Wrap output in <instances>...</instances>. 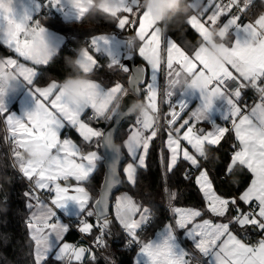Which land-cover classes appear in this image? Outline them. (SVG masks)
I'll list each match as a JSON object with an SVG mask.
<instances>
[{"label": "snow or ice", "instance_id": "1", "mask_svg": "<svg viewBox=\"0 0 264 264\" xmlns=\"http://www.w3.org/2000/svg\"><path fill=\"white\" fill-rule=\"evenodd\" d=\"M29 2L19 0L17 4V0H0V40L33 65H48L56 49L45 27L33 19L28 8ZM64 2L67 3V0ZM61 3L62 0H46L41 5L36 0L35 9L38 12L42 7L50 5L55 8ZM201 3L204 0L187 2L193 13L187 17L186 24L201 39V44L195 50L189 54L174 39L166 38L163 41L167 75L170 78L165 95L171 98L176 94L174 90L179 89L181 99L178 102L171 101L165 143L168 156L165 158L162 152L161 159L162 162L166 160L167 173H171L180 162H186L199 172L195 183L203 195L205 209L172 207L174 223H166L152 239L142 241L138 230L148 225L152 217L151 208L128 194L118 197L114 205L115 219L129 238L126 243L139 246L134 264H192L193 254L187 250L181 237L191 241L192 247L206 264H264V238L250 244L237 231L251 228L264 233V14L245 23L241 22V17L249 0H228L226 4L207 0L197 14ZM112 5L109 12L114 17L115 28L130 33L133 28L136 29L134 35H129L136 38L135 47L129 51V41L122 38L119 47L125 54L121 56L113 50L114 34L96 35L90 44L96 54L107 57L108 69L128 74L127 87L116 82L105 88L100 82L91 79L90 74L102 65L88 49L80 60V68L87 79L76 90L78 98L73 100L68 99L69 93L57 81L36 87L35 68L17 65V61L11 58L0 61V75L8 74L14 77L13 83L25 87L17 75L5 71V68L19 67L18 76L26 82L28 87L25 88L34 101V107L25 111L23 117H17L7 111L4 102L5 97L13 93L0 90V116L4 117L7 132L3 141L9 147L8 154L13 166L32 185V189L26 191L24 196L26 207L30 210L27 228L34 242V264H42L50 256L57 261L67 258L68 264H72L73 260L81 261L86 252L92 261L96 260L94 250L107 248L105 236L110 235L112 221L107 215L109 194L111 188L121 183L118 165L122 159V147L132 161L126 164L123 172L127 182L135 186L137 170L146 167L151 143L160 131L158 117L153 114L158 112L157 74L162 63L164 32L154 23L151 13L143 6V0H112ZM71 9L77 14V19H82V9ZM209 9L211 12L205 17ZM221 16H228L222 24ZM213 28L218 29L221 36L228 38L231 34L233 37L230 45H220L223 58L215 63L210 62L206 55L210 46H215L208 38ZM29 30L34 37H41L39 48L33 47L34 41L26 38ZM134 49L145 59L148 69L136 67L133 70L123 63L124 59L131 58ZM181 73L190 81L188 91L181 83ZM141 85L146 107L142 119L137 117L135 121L140 127L134 125L131 134L117 148L115 141L118 132L113 122L130 115L127 112L128 105L139 96ZM249 88L258 95L251 106L244 101L245 90ZM196 93H199L198 105L191 111L189 118L183 119L177 126L180 113L189 108V98ZM118 100L124 101L123 107L119 105V110ZM217 101H222L223 119L231 123V128L218 126L211 118ZM177 108L180 112L176 111ZM89 109L92 113L89 120H103L110 127L104 130L86 123L82 116ZM204 121L211 123L212 131L196 128V123ZM66 125L78 131L83 142L90 146L89 150L85 151L71 138L61 139V131ZM229 134L234 135L238 143L233 145L235 150L225 173L231 175L239 165L252 176L249 186L238 197L219 194L210 179L209 170L202 165V161L210 162L213 159V149L218 148ZM29 143L43 145L48 153L47 158H26L24 147ZM101 148L103 153L99 151ZM102 158L108 165L107 174L99 198L89 207L92 196L83 185L97 170ZM70 178L76 182L75 186H62L58 182ZM184 178L190 177L185 173ZM165 191L171 205L177 193L167 188ZM41 192L52 194L47 202L41 199ZM241 204L249 207L242 209ZM58 211L67 218L77 220L78 230L82 234L93 236L94 229L98 232L89 248L62 242L69 225L61 221ZM205 212L225 218L226 222L202 219ZM94 216L95 222H89L87 218ZM177 229L182 230L181 235L177 234ZM105 259L109 264H115L113 258Z\"/></svg>", "mask_w": 264, "mask_h": 264}, {"label": "trees", "instance_id": "2", "mask_svg": "<svg viewBox=\"0 0 264 264\" xmlns=\"http://www.w3.org/2000/svg\"><path fill=\"white\" fill-rule=\"evenodd\" d=\"M188 2V0H187ZM147 0H143V6ZM254 3L258 4L256 0L250 5L252 8ZM257 9L260 6L257 5ZM190 10L189 14H192ZM45 24L50 25L67 35L66 42L56 51L53 59L48 65H36L38 68V75L34 81V85L43 86L51 81L61 82L67 75L78 74V69H74L66 65V58L75 57L77 49L84 47L90 43V38L99 33H114L119 32L115 28V21L110 16H106L103 12L97 11L95 7L90 12L86 13L82 19L64 21L59 14L53 13L45 18ZM165 31L180 45L190 44V49L198 45L197 41H201L198 33L192 29L186 22L181 23L178 18H173L171 21L164 20ZM128 37L127 30L119 32ZM230 39L232 35L230 34ZM231 43V40L229 41ZM139 41L137 40V46ZM14 55V51L7 45L0 41V59L6 56ZM136 61L143 60L138 56L136 51ZM70 63V61H69ZM145 64V63H144ZM90 74V77L100 80L105 86H111L118 81H122L127 87L128 74L115 70L112 72L107 68L106 64L101 63ZM146 65V64H145ZM147 68V66H146ZM148 69V68H147ZM81 75H85L83 72ZM168 88V87H167ZM167 90V89H166ZM142 97L145 96L142 87ZM249 96L253 98L251 91H246L244 97ZM143 99V98H142ZM250 101V100H248ZM120 100L116 103L119 106ZM118 109V108H117ZM139 115V112L138 114ZM137 117V116H136ZM135 117V118H136ZM126 120L118 131L117 142L121 143L129 133L128 124L135 120ZM2 116H0V264H34L33 249L34 242L30 239V233L27 228L25 219L29 215V209L26 207V198L24 193L26 191V183L19 175L17 169L13 166V160L9 153L8 145L3 141L5 133L2 129ZM98 121L95 125L99 127ZM100 128V127H99ZM166 128L164 127L160 133L159 140L155 138L150 146L147 156L146 167L137 170V183L135 186L130 185L123 172V165L121 167V174L123 177V187L121 190H126L136 201L145 206H149L152 210V217L149 224L138 230V234L153 235L171 218L172 211L167 208L166 193L164 188L174 191L178 194L174 204L177 206L205 208V201L199 187L195 183V178L190 173H187L188 164L186 162L178 163L177 167L171 172L163 171V164L159 157V148L162 147L161 141L166 136ZM236 143L232 134H229L221 142L218 148L213 149V159L208 162L215 170V174H211L214 182V187L222 191L224 194H237L244 188L249 180L251 174L246 168L239 165L236 166L231 175L225 173V169L230 162V151ZM125 151V149L123 148ZM163 155L166 158L167 152L164 148ZM126 153V152H125ZM127 155V154H126ZM129 160L127 155L126 161ZM103 158L98 163L97 170L90 177L85 184L92 194V201L98 195V188L100 186L103 175ZM185 173L189 175V179H185ZM235 192V193H234ZM116 195V194H115ZM114 195V198H115ZM113 198V200H114ZM173 207V206H172ZM92 222H95V217H90ZM108 219L112 221L110 235L105 236L107 248L95 251L96 260L92 261L88 258L86 264H109L105 257H111L115 260V264H134L135 251L138 245L132 249L127 248L126 242L129 239L118 222L115 219V211L112 209ZM256 238V233L249 228L243 237L247 239L249 232ZM247 233V234H246ZM98 232L94 229V235ZM94 235L91 236L94 238ZM65 239L70 242L79 241V235L74 230H69ZM148 240L144 238L143 241ZM42 264H66V260H55L51 256Z\"/></svg>", "mask_w": 264, "mask_h": 264}, {"label": "crops", "instance_id": "3", "mask_svg": "<svg viewBox=\"0 0 264 264\" xmlns=\"http://www.w3.org/2000/svg\"><path fill=\"white\" fill-rule=\"evenodd\" d=\"M256 0H249V7L250 5L253 4V2H255ZM258 1V4L257 3H254L255 6H253L252 8H250L251 10V13H252V19L249 20V21H243V22H252L254 21L256 18H258L260 15L264 14V0H257ZM19 0H17V4H18ZM218 2V0H217ZM35 3H36V0H30L29 4H28V8H29V12L32 14V17L34 15L36 11L35 9ZM39 3L41 4V0H39ZM206 3V0H204V3H201L200 4V8L196 10V13L198 14L204 7V4ZM257 5L260 6V9L258 10L257 9ZM61 8L63 10H61ZM49 9L53 11V13H56V14H59L60 15V18L64 21H72V20H78L77 19V14L71 9V7L66 3L64 2V0H62V3L60 6H57L55 8H52L50 5H49ZM106 11H109V9H106ZM211 12V9H209V12L208 13H205V17L206 15L210 14ZM228 19V16H221L220 18V23L222 24L223 22H226V20ZM46 21V20H44ZM154 21V20H153ZM155 24H157L156 21H154ZM43 27H45V29L47 30V33L48 35L50 36V38L52 39V42H53V46L55 47L56 51L66 42V39H67V35L65 33H63L62 31L50 26V25H42ZM160 28L163 29L164 28V21L163 23H161L160 25ZM135 28H134V32H135ZM121 32V31H119ZM119 32H114V33H99V34H114L115 36V39L113 40V50L114 51H118L120 53L121 56L124 55V52H123V49L119 47V41L122 39V38H125L127 40V36L119 33ZM99 34H95L93 35L91 38H90V41L91 39L96 36V35H99ZM25 38L23 33L21 34V39ZM166 38H172L170 35H168L166 32H164V37L162 38V44H161V56H162V63H161V67H160V70L157 74L158 76V80H157V84H158V99H157V104H158V112L153 114L154 116L158 117V120H157V123L159 125V128H160V131L158 132V135H157V139L159 140L160 138V133L161 131L163 130L164 128V122L168 121L170 119V116H169V112L171 110V101L173 102H178L180 99H181V94L179 93V89H175L174 92L176 93L175 95H173V97L171 98H167L165 93H166V89L168 87V80L170 79L167 75L168 73V70L166 68V52L164 51V39ZM208 38H209V41L211 44L215 45L214 47L217 46L216 43H214L211 39H210V36L208 34ZM174 39V38H172ZM231 40V43H232V40H233V37L232 39H230V36L227 38V44H231L229 41ZM2 43L3 41L0 40ZM176 41V40H175ZM177 42V41H176ZM178 43V42H177ZM220 45L221 44H224L225 42H218ZM140 44V42H139ZM179 44V43H178ZM201 44V43H200ZM200 44H198L196 47H198ZM6 45V44H5ZM139 46V45H138ZM186 52H188L189 54H191V52H193L195 50L196 47H194L193 49H190V44L187 43L185 46L184 45H180ZM211 47V46H210ZM83 48L85 49H88L90 54H93L95 56V58L98 60L97 58V54L93 51L92 49V46L91 44L89 43L88 45L84 46ZM13 50V49H12ZM14 51V50H13ZM220 53L221 55L223 56V50L222 48L220 47ZM139 56V55H138ZM140 57V56H139ZM8 58H11V59H15L17 61V65H23L25 67H33L36 69L37 71V75H38V68L36 65H33L32 62L30 60H25L23 57L19 56L15 51H14V55H9V56H6L5 58L3 59H0V61H5L6 59ZM143 62L146 64L147 68H149V66L147 65V62L145 61V59L143 57H140ZM107 65V64H106ZM178 67V66H177ZM112 72L114 71V69H110ZM5 71L6 72H11L13 75H17V78L21 81V83H24L25 84V87H28L26 85V82L23 81V78L22 77H19L18 76V73H19V67H15V68H5ZM184 74L181 73V83L185 85V77H183ZM37 77V76H36ZM36 77L34 78V81L36 79ZM91 79H93L94 81H98L102 84V86H104L105 88L107 87H111V86H105L100 80L98 79H95V78H92L90 77ZM122 84H124L122 81H118ZM47 85V84H46ZM46 85H43V86H46ZM114 85V84H113ZM125 85V84H124ZM16 86V91L14 92H11L13 94H10L8 96L5 97V105H6V108H7V111L10 113V114H14L16 115L17 117H23L25 111L27 110H30L32 107H34V101L32 100V98L28 95V91L25 87L18 85V84H15ZM36 87H43V86H38V85H35ZM83 85L81 84L80 87H82ZM251 91V93H253V98L249 97V96H246L244 97V101L247 103L248 100H250L249 102V106H251L256 100L257 98L255 97L256 93L254 91H252L250 88L249 89H246V91ZM185 91H188V89L185 87ZM145 96H143L140 100V102L146 107V100L144 98ZM199 103V93H196L194 96H191L189 98V108L186 109L184 112H181L180 113V117L177 121V126L182 123L183 119H188L189 116H190V113L191 111H193L195 109V107L198 105ZM222 106V101H217L216 102V109L214 110L213 114H212V119L214 120V122L218 125V126H225L224 125V122H223V111L224 109L221 107ZM226 110V109H225ZM177 112H180L179 108L176 109ZM91 112V110H86V113L82 116V119L88 123L90 126L94 127V128H99L95 125V122H98L96 120H89L88 119V113ZM138 114V113H137ZM137 117H140L142 118V115L139 113V115H137ZM136 117V118H137ZM3 120H4V117L2 116ZM136 118L135 120L131 121L127 128L130 130L128 135L125 137L124 140L127 139V137L131 134V132L133 131V126L135 125L136 128H138L135 124V121H136ZM101 121V120H100ZM103 121V120H102ZM66 123V122H65ZM209 126H212L210 122H207V121H204V122H198L196 123V128L197 129H200L202 127L205 128V132L208 131V127ZM168 129V128H166ZM65 137H68V138H71L73 140V142L77 143L78 145H80L81 147L84 148L85 151L89 150L90 146L85 144L82 140V137L79 135L78 131L72 127H69V126H65L64 129H62L61 131V139L65 138ZM234 137V135H233ZM235 139V138H234ZM123 140V141H124ZM236 141V140H235ZM165 143H166V136L165 138L162 139L161 141V144H162V148H164L167 152V156H168V151H167V148L165 146ZM238 142L236 141L235 144H237ZM186 144V142H185ZM189 149H190V146H188ZM43 149L42 152L39 153V155L42 157V159H46L47 158V151L45 150L44 146L41 145V144H36V143H29L27 145H25L24 147V155L25 157L27 158L29 155H36V152L35 151H32L31 149ZM100 151V150H99ZM125 152L127 154V151L125 149ZM128 155V154H127ZM148 156V155H147ZM129 157V156H128ZM160 161L161 163L163 164V171L166 172V169H165V163H166V160L165 162H162V159L160 158ZM132 162L131 161V158L129 157V160L126 161L123 165V169L124 167L126 166L127 163H130ZM146 162H147V158H146ZM209 170V173H210V179H212V176L211 174H215V170L212 166L208 167L207 168ZM214 170V172H212V170ZM18 171V170H17ZM187 173H190L191 175L194 176V178L196 179L197 175H198V171L191 167L189 164H188V167H187ZM251 174V173H250ZM126 179V178H125ZM251 179H252V176H250V180L248 182V184L241 189L240 192H238L236 195L235 194H224L222 191L220 190H217V188H215V190L225 196V197H228V196H235V197H238L250 184L251 182ZM127 181V180H126ZM62 186H64L65 184H71L73 186H75L76 182L73 180V179H69L68 181H64V180H60L58 181ZM83 186L86 187V190L89 191L90 195L92 196L90 190L87 188L86 184H84ZM167 187L164 188V191ZM168 189V188H167ZM166 193V205L169 203L168 201V197H167V192L165 191ZM235 193V192H234ZM71 194V192H70ZM124 194H128V191L126 190H122L120 191L119 193H117L115 195V198L113 200V206H112V209L115 211V208H114V205H115V202H116V199ZM52 194H50L51 196ZM178 196V194H177ZM177 198V197H176ZM176 200V199H175ZM175 200H173V202H175ZM47 202V201H46ZM91 203V202H90ZM175 206V204L173 203V207ZM89 207H90V204H89ZM179 208H197V207H187V206H177ZM241 207L242 209H247L249 206L248 205H243L241 204ZM197 209H205V208H197ZM172 211V209H171ZM61 212V211H60ZM63 213V212H62ZM64 214V213H63ZM58 217L61 219L62 222L66 223L62 216L60 215V213H57ZM30 216V210H29V215L27 218H29ZM90 218V217H89ZM202 218H214L216 220H221L223 222H226L225 218H222V217H215V216H212L210 213H207L205 212V215L202 217ZM91 220V218H90ZM174 220H175V216L172 212L171 214V218L166 222V223H174ZM92 222V220H91ZM165 223V224H166ZM67 224V223H66ZM164 224V225H165ZM163 225V226H164ZM163 226L160 228L162 229ZM69 230H74L72 228L69 227ZM253 230V229H252ZM75 231V230H74ZM237 231L239 232V234L241 235V237L245 240V242L249 243V237L248 235L251 233L249 232L248 235H247V239H245L243 237V234L246 232L244 230H239L237 229ZM254 231V230H253ZM76 232V231H75ZM256 233V240L259 241L261 238H264V233H261V232H258V231H254ZM68 233V232H67ZM66 233V234H67ZM182 233V230H179L177 229V234L178 235H181ZM66 234L64 235V240L62 242H67L69 244H72L74 246H77V247H84L85 249H87L85 247L84 244H82V240L79 236V241H77L76 243L75 242H70L69 240L65 239V236ZM78 234V233H77ZM247 234V233H246ZM79 235V234H78ZM182 238V242L183 244L187 247V250L192 253L193 255H196L198 256L199 258L201 257L200 254L198 253V251H194V247H192V244H191V241H188V240H183V237ZM90 239L93 240V238L90 236ZM91 256L86 252L85 255L81 258V261L77 262V261H72V264H86L88 258H90ZM135 258H136V255H135ZM201 259V258H200ZM66 260V264H68V261H67V258H65ZM203 259H201L202 261ZM44 262V261H43ZM42 262V263H43ZM203 262H205V260H203ZM206 263V262H205Z\"/></svg>", "mask_w": 264, "mask_h": 264}, {"label": "clouds", "instance_id": "4", "mask_svg": "<svg viewBox=\"0 0 264 264\" xmlns=\"http://www.w3.org/2000/svg\"><path fill=\"white\" fill-rule=\"evenodd\" d=\"M67 3L73 7V8H80L83 11V17L86 13L90 12L93 7L97 9L99 12H103L106 16H110L109 11H106V9L112 8V0H67ZM145 9L148 10L151 15L152 19L157 22V25H160L163 23L165 19L171 21L173 18H178L181 23L186 22L187 17L190 13V8L188 7L187 0H147V3L145 4ZM82 17V18H83ZM162 32L167 31V28L161 29ZM210 39L217 44L216 47H210L209 51L206 53L207 58L210 62H217L222 60L223 56L220 53V44L218 42H225L224 44H227V37L221 36L219 34L218 29H211L209 32ZM26 38L30 41H34L33 47L39 48L40 47V36H33V33L31 30H29L26 33ZM127 40L130 42L131 48L135 47L136 44V38L135 37H127ZM198 44L201 43V41H197ZM49 51H53L52 49H49ZM86 51L85 48L81 47L77 49L76 56L66 58L65 63L69 67H72L74 69H78V74L76 75H67L63 81L59 82L61 87L65 88L67 92L69 93L68 99L73 100L77 99L76 90L80 87V85L87 79L86 75H81L80 73L83 72V70L80 68V60L83 56L84 52ZM70 61V63H69ZM14 77H10L8 74L0 75V90H3L5 93H11L16 91L15 83H13ZM188 83L190 81L187 77H185V87L187 88ZM188 89V88H187ZM82 99V97H80ZM135 109L142 115L145 106L138 101L135 105ZM32 151L36 152V155H29L27 158L33 159V160H39L42 159V157L39 155L40 152L43 151V149H31ZM3 185H0V188H2Z\"/></svg>", "mask_w": 264, "mask_h": 264}, {"label": "built area", "instance_id": "5", "mask_svg": "<svg viewBox=\"0 0 264 264\" xmlns=\"http://www.w3.org/2000/svg\"><path fill=\"white\" fill-rule=\"evenodd\" d=\"M218 2H221V3H223V4H226V3L228 2V0H218ZM44 3H46V0H41V5H43ZM232 11L235 12L236 9L233 8ZM48 15H53V11L50 10L49 7H42L38 12H35V13H34V15H33V19H34V20H38V21L40 22L41 25H44V24H45V21H44V20H45V18H46ZM230 15H231V13H229V16H230ZM251 19H252V13H251L250 7H249V5H248L246 11L242 14L241 22H243V21H249V20H251ZM97 58H98V62H99V64H101V63L107 64V62H108L106 56H102V55L97 54ZM250 89H251V88H250ZM251 90L254 91L253 89H251ZM254 92H255V91H254ZM255 93H256V92H255ZM255 97L258 99V95H257V93H256ZM249 102H250V101H248L247 103L249 104ZM177 109H178V108H177ZM91 114H92V113L89 112V113H88V117H89ZM141 119H142V118H141ZM223 122H224V125H225L226 127H229V128L232 127V125H231V123H230L229 121H225V120H223ZM163 125H164L165 128H168L167 121L164 122ZM137 127L139 128L140 125H138ZM2 129H3V131H4L5 135H6L7 132H6V128H5V124H4V120H2ZM234 150H235V149H232V150L230 151V157H231V155H232V153H233ZM158 152H159V157L161 158V154H162V152H163L162 147L159 148ZM202 165H203V167H206V168L210 167L208 161H202ZM211 170H212V169H211ZM212 172H214V170H212ZM18 173H19V172H18ZM19 175H20V174H19ZM20 176L23 178V180H24L25 183H26V191L31 190V189H32V185H31V183L28 182V181H27L22 175H20ZM26 191H25V192H26ZM50 194H51V193H48V192H41V193H40V195H41V199H44L45 201H48V199H49V197H50ZM173 203H174L173 201L171 202V205L168 203V204H167V208H168V209H171L172 206H173ZM57 213H60V215L62 216L63 220L69 225V227L72 228V229H74V230L79 234V236H80V238H81V240H82L81 243L84 244L86 248H89L90 245H91L92 239H90V236H86L85 234H82V233L78 230V221L75 220V219L67 218V217H66L62 212H60V211H58ZM87 219L89 220V222H91L90 218H87ZM27 220H28V218L25 219V222H26V223H27ZM148 224H149V223H148ZM122 230H123V229H122ZM138 236H139V238H140L142 241L144 240L145 237L148 238V239L150 238V235L147 236V235H144V234H138ZM248 237H249V243H250V244H255V243L258 242V241L256 240V238L253 237L252 234H249ZM127 241H128V240H127ZM126 245H127V248H129V249H132L133 247L137 246L136 244H131V245H129L128 243H126ZM95 250H96V251H99V249H95ZM197 262H199V264H202L201 259L198 258V257H196L195 255H193L192 264H197Z\"/></svg>", "mask_w": 264, "mask_h": 264}, {"label": "water", "instance_id": "6", "mask_svg": "<svg viewBox=\"0 0 264 264\" xmlns=\"http://www.w3.org/2000/svg\"><path fill=\"white\" fill-rule=\"evenodd\" d=\"M128 37L129 35H134V28L132 29V32L130 33L128 30ZM128 47V50L130 51L132 48L130 46V42L128 43L127 45ZM125 54V53H124ZM123 63L128 66L130 69H135L136 67H140V68H146V65L144 64V62L140 61V62H137L136 61V50L134 49L133 50V55L131 56L130 59H124L123 60ZM147 69V68H146ZM127 86H128V78H127ZM142 87L143 85L140 86L141 88V91H140V94L137 98H135L136 100H134L133 102H131L129 105H128V108H127V112L128 114H130L128 117H125V118H122L120 119L119 121H115L113 122V125L115 126L116 128V131L118 132L120 127L123 125V123L126 121V120H132L134 119L136 116H137V113L138 111L135 109V105L138 101L141 100L142 98ZM123 103L124 101L120 100L119 102V105L122 104V107H123ZM125 104L127 105L128 104V99L126 98L125 100ZM119 110V106H118V109ZM99 127L104 129V130H107L108 127H110V125L106 124L105 121H102L99 123ZM200 129H203L205 130L204 127L200 128ZM117 144H116V147L119 148L120 145L122 146L121 143L117 142V140L115 141ZM100 152L103 153V148L100 149ZM126 159H127V155L125 153V151L123 150V147H122V159L118 165V170H119V175H120V180H121V183H119L117 186H114L113 188L110 189V194H109V208H108V213L107 215L109 216L110 213H111V210H112V206H113V198H114V195L120 191L123 187V177H122V174H121V167L122 165H124V163L126 162ZM103 167H104V170H103V175H102V180H101V183H100V186L98 188V195L97 197L94 199V201L96 199L99 198V194L100 192L102 191L103 189V184H104V181H105V177H106V174H107V170H108V165L106 163V161L103 159ZM93 201V202H94ZM95 217V216H94Z\"/></svg>", "mask_w": 264, "mask_h": 264}, {"label": "rangeland", "instance_id": "7", "mask_svg": "<svg viewBox=\"0 0 264 264\" xmlns=\"http://www.w3.org/2000/svg\"><path fill=\"white\" fill-rule=\"evenodd\" d=\"M206 2H207V0H206ZM212 130H213L212 126H209V127H208V131H212ZM198 175H199V173H198ZM198 175H197V176H198ZM120 191H122V190H120ZM120 191H118L117 193H119ZM117 193H116V194H117ZM228 197H234V196H228ZM202 219H211V220H213L214 222H223V221H221V220H219V219L216 220V219H214V218H202ZM160 230H161V229H159L158 231H160ZM158 231H157V232H158ZM154 235H155V234H154ZM154 235H153V237H154ZM153 237H152V238H153ZM152 238H151V239H152ZM148 240H149V239H148ZM146 241H147V240H146ZM138 251H139V247L136 249V251H135V253H134L136 256H137ZM194 251H197V250L194 248ZM195 256H196V255H195ZM200 256H201V255H200ZM196 257H198V256H196ZM198 258H199V257H198ZM200 258L204 260V258H203L202 256H201ZM142 259H143V258H142ZM203 260H202V264H206L205 262H203Z\"/></svg>", "mask_w": 264, "mask_h": 264}]
</instances>
